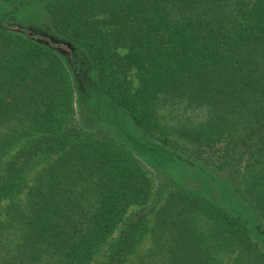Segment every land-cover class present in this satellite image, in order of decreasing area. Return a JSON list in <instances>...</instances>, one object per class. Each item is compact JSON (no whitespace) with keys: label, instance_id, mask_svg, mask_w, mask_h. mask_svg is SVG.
I'll return each mask as SVG.
<instances>
[{"label":"trees","instance_id":"obj_1","mask_svg":"<svg viewBox=\"0 0 264 264\" xmlns=\"http://www.w3.org/2000/svg\"><path fill=\"white\" fill-rule=\"evenodd\" d=\"M0 1L18 11L37 0ZM40 2L109 101L203 180L176 182L161 205L128 215L153 195L148 168L74 119L63 55L0 15V264H264V0ZM171 98L207 116L179 140L159 112ZM148 235L153 248L138 257Z\"/></svg>","mask_w":264,"mask_h":264},{"label":"rangeland","instance_id":"obj_2","mask_svg":"<svg viewBox=\"0 0 264 264\" xmlns=\"http://www.w3.org/2000/svg\"><path fill=\"white\" fill-rule=\"evenodd\" d=\"M19 7V10L16 11L8 3L0 1V15L7 23L36 33L39 39H43L44 36L58 37L51 28L50 16L40 0L29 1ZM74 49L76 53H72L70 57L62 54L76 79L74 119L86 130L108 133L124 143L146 165L153 181V195L149 202L146 205L132 206L127 214L129 215L143 206L150 208L153 205H161L176 186V182H183L192 188H199L203 180L199 169L187 160L176 156L173 150L146 138L144 132L137 127L128 112L123 107L111 103L103 93L96 68L89 57L77 45ZM127 50L120 48L123 54ZM130 79L134 88L140 85L137 70L134 68L130 72ZM162 103L159 108L161 122L169 133V137L174 140H179L178 129L180 127L193 122L199 123L207 117L205 111L193 110L192 107L186 105V102L177 99L171 98ZM57 156L58 154L53 157ZM42 163L43 161L36 166V169L32 170L30 177L37 174ZM29 184L31 185L32 181ZM21 197L24 198L25 195L22 194ZM245 208L248 212L250 211L247 205ZM150 217V223L154 225L155 214L152 213ZM194 219L199 224L200 230L206 234L208 227L205 217L198 214L194 216ZM152 248L153 241L148 235L140 248L138 257L148 255ZM220 257L222 261H229V256L223 252H220Z\"/></svg>","mask_w":264,"mask_h":264},{"label":"water","instance_id":"obj_3","mask_svg":"<svg viewBox=\"0 0 264 264\" xmlns=\"http://www.w3.org/2000/svg\"><path fill=\"white\" fill-rule=\"evenodd\" d=\"M45 42L52 46L53 49L58 50L61 54L70 56L74 47L71 42L46 36Z\"/></svg>","mask_w":264,"mask_h":264}]
</instances>
